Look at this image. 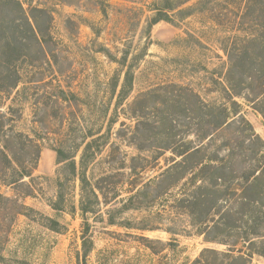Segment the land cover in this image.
<instances>
[{
    "label": "rangeland",
    "instance_id": "374dc122",
    "mask_svg": "<svg viewBox=\"0 0 264 264\" xmlns=\"http://www.w3.org/2000/svg\"><path fill=\"white\" fill-rule=\"evenodd\" d=\"M19 1L0 0V264H264V179L243 187L264 0Z\"/></svg>",
    "mask_w": 264,
    "mask_h": 264
},
{
    "label": "trees",
    "instance_id": "16d2710c",
    "mask_svg": "<svg viewBox=\"0 0 264 264\" xmlns=\"http://www.w3.org/2000/svg\"><path fill=\"white\" fill-rule=\"evenodd\" d=\"M14 3L15 4H21L19 0H14ZM26 24H27V27L29 28V30H31V32L34 34L35 33V28L33 27V25L30 23V20L28 18H26ZM16 85V84H15ZM227 116L226 114H223L222 115V119L221 121H226L227 120ZM242 121H244V119H242ZM251 126V125H250ZM251 130V128H250ZM254 139L256 142L258 143H262L261 139L254 135ZM251 142H253L252 140H250ZM254 141V142H255ZM254 144V143H253ZM257 158H261V159H264V151L262 150L259 154L257 153L256 154ZM201 163V162H200ZM196 165V164H195ZM194 165V166H195ZM204 170H206V175H211V173H215V172H218L220 171V167H217L215 165H207V166H204L203 167ZM204 173L205 171H203V177H204ZM261 174H263V176H261ZM262 178L264 179V168L261 167V166H257L255 168V170H253V172H249L246 176H245V182H244V190L248 191V190H251V188H254V187H257L259 185V183L262 181ZM204 181H207V180H204ZM219 181H221V178L219 179ZM219 181L218 179L215 180V182H213L211 184V191L208 193V200L209 198L213 197V196H216L217 200H213V205H215L214 203H218L216 201H218V199H222V201H226L225 198L227 197L226 195V192H223V196H219L217 195V193L219 192H222L221 190H217V186L219 185ZM208 183V182H207ZM255 189V188H254ZM203 190V189H202ZM223 197V198H222ZM210 202V201H209ZM258 203V202H256ZM246 242L249 241L250 242V239L248 236L244 237ZM251 243H254V241H252Z\"/></svg>",
    "mask_w": 264,
    "mask_h": 264
}]
</instances>
